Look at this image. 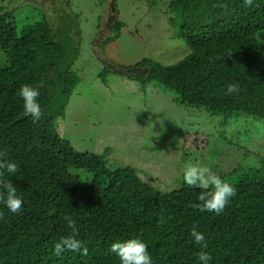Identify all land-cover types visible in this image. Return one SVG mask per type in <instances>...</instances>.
<instances>
[{"label": "trees", "instance_id": "1", "mask_svg": "<svg viewBox=\"0 0 264 264\" xmlns=\"http://www.w3.org/2000/svg\"><path fill=\"white\" fill-rule=\"evenodd\" d=\"M167 9L175 36L190 52L173 64L143 57L119 69L142 89L174 92L186 106L264 121V44L258 38L264 0L252 7L244 0H170ZM66 18L69 42L46 18L19 30L0 7V152L18 166L8 178L23 200L18 213L0 201V264H120L110 245L130 238L146 243L153 264H200L201 251L211 255L209 264H264V155L255 166L218 173L236 194L216 214L195 207L201 189L182 181L158 190L134 167L110 169L104 154L79 151L61 136L57 120L80 81L72 68L80 30ZM121 26L116 18L112 31L120 34ZM24 84L40 92L39 120L24 114ZM229 84L240 91L225 94ZM65 216L76 223L75 233ZM193 227L204 234L207 248L194 243ZM73 234L87 255H54V244Z\"/></svg>", "mask_w": 264, "mask_h": 264}, {"label": "rangeland", "instance_id": "2", "mask_svg": "<svg viewBox=\"0 0 264 264\" xmlns=\"http://www.w3.org/2000/svg\"><path fill=\"white\" fill-rule=\"evenodd\" d=\"M37 1L44 12L38 3L21 5L20 0H5L2 6L19 30L46 18L67 42L66 17L77 23L80 43L76 39L72 68L80 81L57 120L59 133L75 149L104 154L110 169L132 166L143 181L164 191L180 185L189 163L217 174L258 164L264 155L263 120L243 113L225 118L186 106L174 92L142 89L119 69L143 57L173 64L190 52L168 22L170 0H116V16L106 0ZM116 18L123 22L118 35L112 31ZM258 38L264 44V31ZM4 63L0 50V67Z\"/></svg>", "mask_w": 264, "mask_h": 264}, {"label": "clouds", "instance_id": "3", "mask_svg": "<svg viewBox=\"0 0 264 264\" xmlns=\"http://www.w3.org/2000/svg\"><path fill=\"white\" fill-rule=\"evenodd\" d=\"M253 4L254 0H244L246 7H252ZM239 91L240 88L237 84H229L225 89V94L231 95ZM19 96L23 101L24 114L30 115L34 121L39 120L42 115V109L38 102V97L40 96L38 88L28 84L21 85ZM5 156L6 153L0 152V201L5 204L10 212L18 213L23 206V200L17 195V189L8 178V175L17 173L19 169L17 164L6 160ZM182 176L183 182L187 186L201 189L197 197L200 203L195 205L201 211L219 214L225 209L229 199L236 194V188L233 185L223 180L206 165L189 163L184 167ZM2 216L3 213H0V218ZM64 219L73 230V233H75L77 225L73 219L69 216H65ZM190 234L194 243L202 248H207L202 232L197 231L193 227ZM66 251L87 255L88 249L73 234L62 237L54 244L52 249L53 254L56 256H61ZM109 251L119 258L120 264H153L146 243L137 238L115 241L111 243ZM211 259L212 257L207 251H201L198 255L200 264H209Z\"/></svg>", "mask_w": 264, "mask_h": 264}, {"label": "flooded vegetation", "instance_id": "4", "mask_svg": "<svg viewBox=\"0 0 264 264\" xmlns=\"http://www.w3.org/2000/svg\"><path fill=\"white\" fill-rule=\"evenodd\" d=\"M5 0H0V7L2 8V12H6L7 10H5V8H3V6H2V3L4 2ZM106 2H107V9H108V7H109V11L110 12H113V13H115V16L118 14V12H117V10H116V4H115V2H116V0H106ZM20 3H21V5L23 4H31V5H36L37 3H38V1L37 0H32V1H26V3L24 2V0H20ZM38 5H39V7H41L42 8V12H44L45 11V8H44V6L42 5V2L41 3H38ZM35 7V6H34ZM9 12V11H8Z\"/></svg>", "mask_w": 264, "mask_h": 264}]
</instances>
